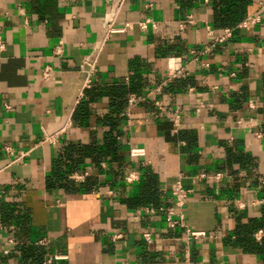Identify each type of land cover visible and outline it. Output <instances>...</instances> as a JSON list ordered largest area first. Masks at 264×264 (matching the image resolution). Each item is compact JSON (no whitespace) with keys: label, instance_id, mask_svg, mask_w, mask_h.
<instances>
[{"label":"crops","instance_id":"0c3cea01","mask_svg":"<svg viewBox=\"0 0 264 264\" xmlns=\"http://www.w3.org/2000/svg\"><path fill=\"white\" fill-rule=\"evenodd\" d=\"M212 15L210 0H0V210L17 208L0 211V264H263L232 242L236 222L264 207V0L248 7L258 23L194 60L207 26L222 34ZM145 19L156 29L141 31ZM172 57L187 75L157 90ZM131 83L117 157L84 155L104 148L110 89ZM130 94L148 99L126 116ZM132 148L144 154L131 158ZM126 170L138 180L124 182ZM149 177L158 208L138 202ZM177 182L199 239L185 242L157 210L172 205Z\"/></svg>","mask_w":264,"mask_h":264},{"label":"trees","instance_id":"16d2710c","mask_svg":"<svg viewBox=\"0 0 264 264\" xmlns=\"http://www.w3.org/2000/svg\"><path fill=\"white\" fill-rule=\"evenodd\" d=\"M210 2L213 10L211 21L212 26L214 30L222 33L226 28H235L246 17L248 7L251 5L253 0H210ZM137 86L138 85L136 83H131L128 88L119 85L110 89L113 97L110 112L112 115L107 116L105 119L109 130L105 134L104 148L97 151L94 147H83L81 150L84 155L92 156L94 153H97L98 159H101V157L103 158L107 154H110L112 157H117V147L113 138L115 136L114 134L117 133V126L121 122V118L118 117V114L121 112L125 103L126 93L129 91H136ZM80 118L85 120L86 115H80ZM158 200L159 193L156 188V183L154 179L149 177L145 180V182H143V191L140 198H138V202L152 204L153 207L155 206V208H158ZM0 211L2 217L8 219L11 215L15 214L17 208H9L4 205ZM259 229L264 230V207L262 209V215L259 219H249L246 223H240L239 221L236 222L233 232L235 239L232 244L239 246L245 252L262 257L264 264V237L261 238L260 242H256L252 237L253 233ZM38 260L39 259H36L35 263L38 262Z\"/></svg>","mask_w":264,"mask_h":264},{"label":"built area","instance_id":"2783aa9c","mask_svg":"<svg viewBox=\"0 0 264 264\" xmlns=\"http://www.w3.org/2000/svg\"><path fill=\"white\" fill-rule=\"evenodd\" d=\"M109 1V0H106ZM260 20L258 15H248L246 16L238 25L237 28H248L256 23H258ZM194 20L191 18V16L187 17L186 20L180 23L179 25V30H182L185 26L188 25H193ZM130 26L129 23H125L123 26L124 28H128ZM207 26V25H206ZM137 27L141 31H145L148 27H151L152 29H156V25L150 20V19H145L142 21L137 22ZM209 30L208 34V42L202 46V48L199 51H191V54L193 55V59L196 60L199 55H208L213 48L216 46V44L224 42L227 38L231 36L232 29H224L221 35H215L213 31L207 26ZM122 29V28H121ZM114 31V29L109 30V32ZM1 47V44H0ZM171 59V58H170ZM173 60L177 61V64L173 66V68H170L168 73L165 75V77L162 79L161 84L157 87V90H160V87L164 84L170 83L173 79L178 78V77H183L187 75V71L185 69V66H182L181 64V59L179 57H172ZM189 91H193V88H189ZM148 99V95H138V94H130L127 99V109L124 113V115L129 116L130 115V108L133 107V105L137 103H142L145 102ZM154 106L158 110H162V107L160 104L156 101L154 103ZM175 116V115H174ZM178 116L174 117V123L176 126ZM52 142L55 141L54 138H46L44 137V142ZM4 150L7 153H10V148L5 147ZM144 154L143 149H138V148H132L129 150V156L131 158L135 157H140ZM85 177V174H71L70 178L74 179L75 181H82L83 178ZM124 182L126 183H133L138 180V174L136 171L133 170H126L124 177H123ZM190 191L183 188L179 182H177L173 188H172V196H173V202L171 206L168 207H160L159 211H164L165 213V221L171 228H182L184 232V239L185 242H187L190 239H199L203 236H205L204 233L199 232V231H194L188 228L185 225L184 221V206H185V201L187 199L188 193ZM4 194V191L0 192V196ZM143 210L145 213H153L155 209L151 206L143 207ZM264 235V231H259L257 233V238L259 239L260 236ZM120 235L114 236V238H119ZM142 238L147 241L151 242V236L149 233H143ZM57 258V257H55ZM47 264L50 263V259L46 261Z\"/></svg>","mask_w":264,"mask_h":264}]
</instances>
